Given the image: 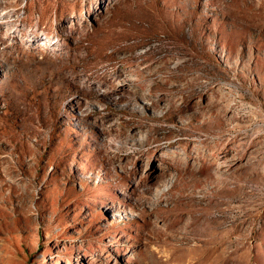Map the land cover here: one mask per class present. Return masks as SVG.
I'll return each mask as SVG.
<instances>
[{
	"label": "rangeland",
	"instance_id": "rangeland-1",
	"mask_svg": "<svg viewBox=\"0 0 264 264\" xmlns=\"http://www.w3.org/2000/svg\"><path fill=\"white\" fill-rule=\"evenodd\" d=\"M0 264H264V0H0Z\"/></svg>",
	"mask_w": 264,
	"mask_h": 264
}]
</instances>
